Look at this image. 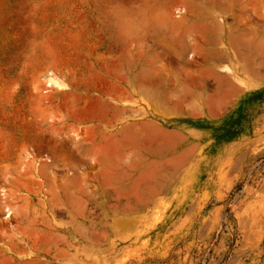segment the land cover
Masks as SVG:
<instances>
[{"label": "rangeland", "instance_id": "1", "mask_svg": "<svg viewBox=\"0 0 264 264\" xmlns=\"http://www.w3.org/2000/svg\"><path fill=\"white\" fill-rule=\"evenodd\" d=\"M0 264H264V0H0Z\"/></svg>", "mask_w": 264, "mask_h": 264}]
</instances>
